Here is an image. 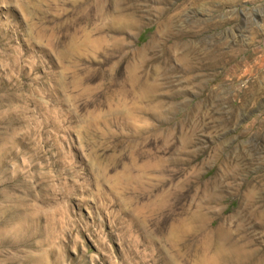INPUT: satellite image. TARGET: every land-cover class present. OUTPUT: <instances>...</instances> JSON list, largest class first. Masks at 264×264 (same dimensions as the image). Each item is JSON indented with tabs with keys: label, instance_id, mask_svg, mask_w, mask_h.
Instances as JSON below:
<instances>
[{
	"label": "rangeland",
	"instance_id": "374dc122",
	"mask_svg": "<svg viewBox=\"0 0 264 264\" xmlns=\"http://www.w3.org/2000/svg\"><path fill=\"white\" fill-rule=\"evenodd\" d=\"M178 1L0 0V264L264 250V0L188 3L165 64L156 10Z\"/></svg>",
	"mask_w": 264,
	"mask_h": 264
},
{
	"label": "bare ground",
	"instance_id": "6f19581e",
	"mask_svg": "<svg viewBox=\"0 0 264 264\" xmlns=\"http://www.w3.org/2000/svg\"><path fill=\"white\" fill-rule=\"evenodd\" d=\"M161 1V0H160ZM201 0H191V2H189V0H179L178 2H173L174 4L173 5H170V4H167L165 5L166 3L169 2V0H163V2H166L164 3L163 6L161 7H158L157 10H156V18H155V21L154 23H157L158 26H157V30L155 32V35L154 37L152 38V40H150L151 42V47H150V50L151 52L153 50H157L158 52H162L163 53V57H162V60H164L165 64H168L169 63V58L170 56L174 53L175 51V48L176 46L178 45L179 43V38H177V36H179V34H176L177 33V27L180 23V20L182 19V16L181 13L184 9V7H186L188 5V3L190 4H199ZM215 1V0H214ZM151 2V1H150ZM155 2V1H154ZM161 2V3H163ZM204 2V1H203ZM224 2V1H223ZM133 4V3H132ZM157 4V3H156ZM155 4V5H156ZM123 5V4H122ZM160 5V4H159ZM140 6V5H139ZM199 6V5H198ZM204 6V5H203ZM130 8V7H129ZM155 8V7H154ZM156 9V8H155ZM209 9V8H208ZM206 10V9H205ZM154 11V10H153ZM188 16V15H187ZM141 18V17H140ZM140 18L136 15H134V17L132 18V20L128 21L127 22V26L128 29H132L134 27V29L136 28L137 25H139V22L141 21ZM184 22V21H183ZM145 23V22H144ZM184 25V24H183ZM183 27V26H182ZM179 28V27H178ZM133 29V30H134ZM181 29V28H179ZM178 29V30H179ZM138 30V29H137ZM180 31V30H179ZM137 33V32H136ZM188 35V33H187ZM177 38V39H176ZM176 39V40H175ZM189 43V42H187ZM200 44V43H199ZM149 45V44H148ZM191 46V45H190ZM122 49V48H121ZM122 51V50H121ZM159 52V53H160ZM201 52V51H200ZM146 53V51L144 50H141L138 52V55L142 56ZM157 53V54H159ZM209 55V54H208ZM212 56V54H210ZM161 56V55H160ZM183 57H186V56H183ZM142 58V57H141ZM188 58V57H187ZM204 58V57H203ZM200 59V57H199ZM136 60V59H134ZM158 60V59H157ZM183 60V59H182ZM143 61V60H142ZM155 61V60H154ZM153 61V62H154ZM183 61H186V58L183 60ZM188 61V60H187ZM186 61V62H187ZM207 62V61H206ZM208 62H211V61H208ZM207 62V63H208ZM155 63V62H154ZM185 63V62H184ZM142 64V63H141ZM205 64V63H204ZM213 64V63H212ZM143 68V66H142ZM135 69V68H134ZM144 69V68H143ZM139 70V68H138ZM157 70V69H156ZM118 73V72H117ZM142 73V72H141ZM148 73V72H147ZM211 73V72H210ZM216 76V75H215ZM157 77V76H156ZM153 79V78H152ZM189 80V79H188ZM159 81V80H158ZM145 82V81H143ZM145 85V84H144ZM160 86V85H159ZM165 86V85H164ZM254 86V85H253ZM257 86V84H256ZM247 87V86H246ZM206 89V88H205ZM259 89V88H258ZM213 90V89H212ZM256 90V89H255ZM251 91V90H250ZM255 92V91H254ZM261 94V93H260ZM257 95V94H256ZM255 96V95H254ZM253 96V97H254ZM260 97V96H259ZM137 99V97H136ZM216 100V99H215ZM258 102V101H257ZM197 104V103H196ZM151 108V107H150ZM158 111V110H157ZM169 114V113H168ZM142 169V168H141ZM245 182V181H244ZM244 186V185H243ZM257 187V186H256ZM260 187H264V182L260 185ZM255 189V188H253ZM249 190V193L247 194L248 195V199L249 200H252L255 198V194H256V190ZM246 195V196H247ZM261 197V196H260ZM259 203V202H258ZM263 203V202H262ZM260 206V205H259ZM257 211H254V215H257ZM264 216V215H263ZM192 217V215H191ZM257 221L253 222L256 223ZM260 222V221H259ZM233 226V225H232ZM262 226V225H261ZM220 228V227H219ZM261 228H264L261 227ZM222 230V229H221ZM231 231V230H230ZM217 232V230H216ZM223 232V231H222ZM222 232H220L222 234ZM226 232V231H225ZM241 232V231H240ZM218 233V232H217ZM227 233V232H226ZM220 234V236H221ZM224 234V233H223ZM228 234V233H227ZM261 234V233H260ZM230 235H233L232 233ZM264 235V234H263ZM228 236V235H227ZM251 236V235H250ZM217 237H219L217 235ZM222 237V236H221ZM238 237V236H236ZM242 237H245L244 235ZM220 238V237H219ZM223 238H224V235H223ZM229 238V237H228ZM248 238V237H247ZM245 238L244 240V252L242 254H244V256L246 257V260L248 261L249 264H264V250L262 251V249L260 250V248H258V243L261 241L260 238L259 239H253V237H249L248 239ZM261 238L264 239V236H262ZM221 239V238H220ZM225 239V238H224ZM227 239V238H226ZM233 239V238H232ZM236 244H242V241L239 239H236ZM226 243L228 240H225ZM224 242V241H223ZM230 242V241H229ZM232 242V241H231ZM222 243V242H221ZM225 243V242H224ZM235 243V242H234ZM226 245V244H225ZM233 245V244H232ZM231 245V246H232ZM236 245V246H238ZM229 246V245H228ZM258 246V247H257ZM262 246V245H261ZM234 247V246H233ZM230 249H232L231 247H229ZM234 249H236L234 247ZM233 249V250H234ZM240 249V248H238ZM242 250V249H241ZM241 250L237 251L236 252H240ZM235 251V250H234ZM224 252V251H223ZM238 254V253H237ZM243 258V257H241ZM240 259V258H239Z\"/></svg>",
	"mask_w": 264,
	"mask_h": 264
}]
</instances>
